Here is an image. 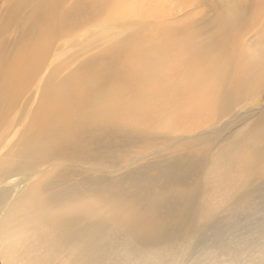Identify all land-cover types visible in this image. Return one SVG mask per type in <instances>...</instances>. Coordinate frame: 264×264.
Masks as SVG:
<instances>
[{"label": "rangeland", "instance_id": "374dc122", "mask_svg": "<svg viewBox=\"0 0 264 264\" xmlns=\"http://www.w3.org/2000/svg\"><path fill=\"white\" fill-rule=\"evenodd\" d=\"M133 2L138 13L114 21L104 0H0V114H10L0 124V258L26 264L27 225L36 233L74 208L81 234L102 214L126 232L107 240L102 221L79 264H264V166L247 169L258 140L249 132L264 115V0ZM50 5L55 22L38 14ZM146 49L155 52L150 87ZM220 72L238 81L208 116L171 122V104L158 121L161 105L130 107L142 90L167 84L180 95L189 79L205 84ZM57 91L64 105L44 114ZM115 93L127 108L96 109ZM181 198L184 210L164 207ZM66 259L67 251L49 264Z\"/></svg>", "mask_w": 264, "mask_h": 264}, {"label": "bare ground", "instance_id": "6f19581e", "mask_svg": "<svg viewBox=\"0 0 264 264\" xmlns=\"http://www.w3.org/2000/svg\"><path fill=\"white\" fill-rule=\"evenodd\" d=\"M104 1H105L104 10L107 13L108 18H111L114 21L116 19H121L127 10H129L130 14L136 15L138 13V9H136V6H134L133 0H104ZM151 2L153 3L154 1H151ZM151 2H149V3H151ZM157 3H158V1H157ZM148 8H150V7H148ZM153 12H154V10H153ZM38 14H39V17L42 18L43 20H45L46 22L48 20L49 21L53 20V22H55V20H56V9H55L54 5L48 6V14H45L40 9L38 10ZM150 15H152V14H150ZM167 29L168 28H166L165 31L168 33V37H169V36H171V34H170V30L168 29V31H167ZM49 38H50V36L48 37V39L44 43L43 48L39 51H44L45 47L49 43ZM172 38H171V40H173ZM170 46H171V44H170ZM190 46H191V44L187 43V44H185L184 49H185V47L189 48ZM171 47H174V46H171ZM137 48H140V47H137ZM151 50L146 49L145 54L143 55L144 61L146 62L144 65L145 69H143L144 71L138 66L139 71H143L142 76L144 78V81L148 82L147 84L154 82V75H155V70H156V65L152 66V57L155 56L154 55L155 52L151 51ZM142 53H144V52H142ZM256 53L254 52V54H256ZM260 54L258 53V56H260ZM263 54H264V52H263ZM133 56H134V59L137 58V56H139V51L135 50V54H133ZM135 61L138 62V59H135ZM129 62L130 61H128L127 63H129ZM137 64H139V63H137ZM36 75H37V73H36ZM165 79L166 78H164L163 81H165ZM237 81H238V77H236L234 80H230V78L226 72L216 73L205 84L200 83V82L193 84L192 79H189L187 81V83L185 84L184 90L182 91V93L180 95H171L170 93L165 92L167 84H164V85H162L161 91H158L156 93L142 90L141 96L139 97V99H137V100L133 99L136 103L141 102V104L136 106V103H135L133 105H130V107L134 106L133 109H138L139 107L146 106L147 104L161 105V107H159V109H158L159 110L158 111L159 112L158 113V121H159L160 116L163 114V112L167 108V106L174 104L175 109H174V112L172 114L173 118H172L171 122L182 123L192 114H198V115H203V116L210 115L211 112L213 111L214 107L222 99L228 97L231 94L232 88H234V84ZM152 84H149L148 86L149 87L153 86ZM57 93L59 96H62V97L58 100V102L56 104H54V102L52 101L50 104L46 105L45 107H49V108L45 111L44 114H46L47 112H53V111L55 113V108H56V111H58L61 109L59 105H64V102H65L64 94L62 95L61 91H57ZM115 95H117V93H115L112 96L104 99L96 109H103V108L109 107L112 110H114V108L117 106H124L125 108H127L126 107L127 105L124 103L126 101H124L122 104L120 103V101L119 102L115 101V99H117V100L119 99V97L115 96ZM54 96H55V93L52 94V97H54ZM131 96L132 95H130V98H132ZM127 97H126V99H127ZM123 98L124 97H122L120 99H123ZM117 109H119V108H116V110ZM126 111H127V109H126ZM132 112H133L132 115L134 116L135 113H134V111H132ZM36 114L42 115L41 112L34 111L32 116H34ZM8 115H10L8 112V109L0 114V124L4 127L8 126L7 125L9 123ZM127 115H128V113H127ZM144 115H146L145 112H144ZM155 116H157V114ZM144 117H148V116H144ZM156 118L157 117H155V119ZM36 122H37V120H36ZM249 133H251V134L253 133L258 138V140H257V143L255 144V146L253 148L251 146V152L249 153L250 154V160L247 163V169H250V170L255 169L256 170L258 167L264 166V115L260 117L257 124L255 123V126L253 127V129ZM249 135L250 134H248V136ZM254 135H251V136L253 137ZM240 136H241V134H240ZM252 137H251V139H253ZM238 139H240V138H238ZM248 139H247V141H248ZM239 141H237V142H239ZM241 141H242V138H241ZM252 141L254 143V140H252ZM11 142H13V140ZM26 142H27V138L25 136V128H24L23 132L20 133V136L17 139V143L20 146L17 147V144L15 143L14 149L16 150L15 152L17 155L24 156L26 154V147H25ZM228 143H231V142L228 141ZM237 144L239 145V143H237ZM231 145H232V143H231ZM234 146H235V144H234ZM234 146H233V148H235ZM228 147H229V145H228ZM27 148L29 149L30 147L27 146ZM235 150H237V149H235ZM233 151H234V149L232 150V152ZM246 151H247V149H246ZM15 152H14V154H15ZM229 152H231V150ZM236 152H239V150ZM230 154H228V155H230ZM225 155H227V154H224L222 156L224 157ZM235 163L234 164L232 163L233 166L235 165ZM0 164H2L1 158H0ZM26 164H27V162L23 161L21 166L26 165ZM6 170L8 171L9 169L6 168ZM15 172H16V169H15ZM37 198H39V197H37ZM41 200H42V198H41ZM39 203H41L40 200H36L37 206H39ZM186 204L187 203H186L185 199L181 198V199L172 200L171 202L168 203L169 206H167L165 204L164 207L169 209V210H177V209L184 210V208L186 207ZM9 207H10L9 204L5 206V208L3 210V212H4L3 218H5L7 216V214L9 213ZM21 209H23V208H21ZM73 212H74V208H71V209L64 210V211H62L56 215H53V217L51 219H48L45 221L43 228L38 227L36 233H33L31 225H27L26 231L22 232V236L24 234H26V239H27L26 249L29 252L28 255L25 257V263L26 264H35V263H37V264H49L51 261V258L53 256H57V255L65 252V251H67L66 264H79L80 256H81V258H83V260L87 261L90 258V253L92 251H95L93 248L90 247V243L94 240H97L100 233L103 232V229H102L103 222L106 223V227L104 228V232H105L107 240H109L111 236H113L112 237L113 240H116V237L113 234L119 235L118 238H120L122 236H126V232L124 230L125 228L123 227V225H118L119 223L118 224H112L111 227L109 228L108 226H110V225L108 224V219L112 220V217L106 218L104 214L99 216L100 219L103 221V222L100 221V223H99L100 226H98L97 228H88V229H86V231L84 233L81 234L79 232V230L75 228L77 218H76V216H73ZM11 230L15 234L14 229H11ZM233 236H235V235L233 234ZM76 237L79 238V241L75 240ZM230 237H232V235ZM130 238H131V240H134V237H130ZM103 239H105V236H103ZM74 241H76V245L73 246ZM64 246H66V247H64ZM0 259H2L1 264H8V259L6 257L3 256V258H0Z\"/></svg>", "mask_w": 264, "mask_h": 264}]
</instances>
